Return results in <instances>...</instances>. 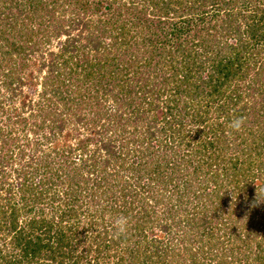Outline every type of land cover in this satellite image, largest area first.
<instances>
[{
	"label": "trees",
	"instance_id": "1",
	"mask_svg": "<svg viewBox=\"0 0 264 264\" xmlns=\"http://www.w3.org/2000/svg\"><path fill=\"white\" fill-rule=\"evenodd\" d=\"M258 197L264 0H0V264H264Z\"/></svg>",
	"mask_w": 264,
	"mask_h": 264
},
{
	"label": "clouds",
	"instance_id": "2",
	"mask_svg": "<svg viewBox=\"0 0 264 264\" xmlns=\"http://www.w3.org/2000/svg\"><path fill=\"white\" fill-rule=\"evenodd\" d=\"M245 124H246V117L240 116L233 118L231 121H229L227 125L228 128L230 129L229 135H231L232 133L241 132ZM260 201H264V200H260ZM130 222H131L130 217L125 216L123 214L113 217L111 221L113 235L118 239L121 237H126L129 231Z\"/></svg>",
	"mask_w": 264,
	"mask_h": 264
},
{
	"label": "rangeland",
	"instance_id": "3",
	"mask_svg": "<svg viewBox=\"0 0 264 264\" xmlns=\"http://www.w3.org/2000/svg\"><path fill=\"white\" fill-rule=\"evenodd\" d=\"M57 41H59V40L56 39V40L54 41V44L51 45V48H50V49H56V45H55V44H56ZM80 41H81V43H83L82 45H86V43H87V42H85V41H83V40H80ZM77 45H78V46L80 45V47H81L80 42H78ZM109 88H110V87H109ZM106 98H108V100H109V99L111 98V94H109ZM110 103H112V102L110 101L109 104H110ZM73 133L75 134V136L78 137L79 133H75V131H74ZM80 136H81V135H80ZM66 139H67V138H64V140H66ZM64 140H63V141H64ZM177 144H179V143H177ZM45 147H46L47 149H52L53 146L50 147V145L48 144V145H46ZM12 181H14V179H13Z\"/></svg>",
	"mask_w": 264,
	"mask_h": 264
}]
</instances>
